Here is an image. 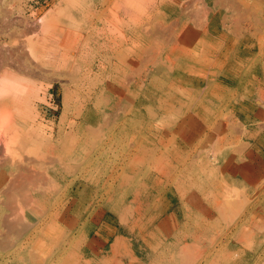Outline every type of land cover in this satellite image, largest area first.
I'll return each instance as SVG.
<instances>
[{
  "label": "rangeland",
  "instance_id": "rangeland-1",
  "mask_svg": "<svg viewBox=\"0 0 264 264\" xmlns=\"http://www.w3.org/2000/svg\"><path fill=\"white\" fill-rule=\"evenodd\" d=\"M120 1L0 0V264H264V0Z\"/></svg>",
  "mask_w": 264,
  "mask_h": 264
},
{
  "label": "bare ground",
  "instance_id": "bare-ground-1",
  "mask_svg": "<svg viewBox=\"0 0 264 264\" xmlns=\"http://www.w3.org/2000/svg\"><path fill=\"white\" fill-rule=\"evenodd\" d=\"M72 1V0H71ZM114 1V0H113ZM120 1V0H119ZM151 1L152 0H121L120 1V3L118 4V5H115V6H117V8L118 7H122V6H125V7H127V10H129V8H131L132 6L134 7V5L136 6H138L139 5V7H141V6H143V7H145V5H148V4H151ZM190 1V0H189ZM74 2V1H73ZM77 2V1H76ZM122 2V3H121ZM184 2V1H183ZM214 2V1H213ZM128 3H130L132 6H128ZM185 3V2H184ZM72 4V3H71ZM114 4V3H113ZM110 5H112V4H110ZM157 5V4H156ZM153 6V5H152ZM183 7V6H182ZM190 6L188 5V8H189ZM58 8V7H57ZM85 9V8H84ZM58 10V9H57ZM60 10V9H59ZM58 10V11H59ZM120 10V9H119ZM123 10H125V9H123ZM52 11V10H51ZM55 11H56V7H55ZM54 11V12H55ZM62 11V10H61ZM186 11V10H185ZM197 11V10H196ZM201 12V11H200ZM48 13V12H47ZM50 13V12H49ZM58 13V12H57ZM130 12H128V14H129ZM132 13V12H131ZM181 13V12H180ZM204 13H207V12H204ZM134 14V13H133ZM192 14H194V15H196L195 13H192ZM199 14H201V13H199ZM198 14V15H199ZM55 13H50L49 15H42V16H40V17H38V19H37V21L36 22H38L37 24H39V27H40V30H41V33H42V35H47V34H49L50 32H51V30H53L52 28H54V19H55ZM225 15V14H224ZM133 17V15L131 14V15H129V17ZM139 16V15H138ZM205 16V15H204ZM72 17V16H71ZM70 17V18H71ZM122 17V16H121ZM191 17V16H190ZM199 17H200V15H199ZM198 17V18H199ZM192 18V17H191ZM72 19V18H71ZM122 19V18H121ZM197 19V18H196ZM195 19V20H196ZM75 20V19H74ZM173 20V19H172ZM178 20V19H177ZM199 20H200V18H199ZM236 20V19H235ZM56 21H57V19H56ZM133 21V20H132ZM175 21V20H174ZM191 21H192V19H191ZM201 21V20H200ZM234 21V20H233ZM177 21H175L174 22V24L176 23ZM179 22V21H178ZM195 22H197V21H195ZM202 22V21H201ZM219 22V21H218ZM235 22V24H236V21H234ZM158 23V25H159V22H157ZM56 24V23H55ZM160 24H161V22H160ZM173 23H172V21H171V24H169V25H172ZM194 24V23H193ZM197 24V23H196ZM199 24V23H198ZM234 24V25H235ZM145 25H148V24H145ZM157 25V24H156ZM163 25V24H162ZM162 25H160V27L162 26ZM166 25V24H165ZM195 25V24H194ZM233 25V24H232ZM53 26V27H52ZM149 26V25H148ZM147 26V27H148ZM167 26V25H166ZM199 26V25H198ZM52 27V28H51ZM146 27V26H145ZM159 27V28H160ZM168 27H170V26H168ZM168 27H163V29L164 28H168ZM194 27H196V26H194ZM234 27V26H233ZM51 28V29H50ZM162 29V28H161ZM160 29V30H161ZM173 29V28H172ZM212 29V28H211ZM237 29V28H236ZM166 30V29H165ZM168 30H170V29H168ZM167 30V31H168ZM48 31H50V32H48ZM163 31V30H162ZM171 31V30H170ZM193 31V30H192ZM195 31V30H194ZM236 31V30H235ZM145 32V31H144ZM149 32V31H148ZM159 32H161V31H159ZM188 32V31H187ZM161 33H163V32H161ZM168 35H169V33L168 32H166ZM165 33V31H164V34H166ZM155 34V33H154ZM166 34V35H167ZM172 34V33H171ZM170 34V35H171ZM179 34V33H178ZM187 34V33H186ZM196 34V33H195ZM116 35V34H115ZM173 35V34H172ZM192 35V34H191ZM125 36V35H124ZM44 37H47V36H44ZM44 37H43V39H44ZM79 37V36H78ZM164 37V36H163ZM188 37V36H187ZM125 38V37H124ZM184 38V37H183ZM46 39V38H45ZM176 39V38H175ZM179 39V38H178ZM37 40H39L40 42L42 41V39L40 40V39H37ZM37 40H35L37 43H36V46H40L41 44H39L40 42L39 41H37ZM166 40H169V36H168V39H166ZM177 41V40H176ZM185 41V40H184ZM31 43L30 44H32V43H34V41L32 42V41H30ZM167 43H168V41H166ZM182 42V41H181ZM186 42V41H185ZM184 42V43H185ZM231 42V41H230ZM177 43V42H176ZM183 43V42H182ZM29 44V45H30ZM35 44V43H34ZM165 44V43H164ZM174 45V44H173ZM150 47V46H149ZM202 47H203V45H202ZM201 48V47H200ZM38 49V48H37ZM234 49V48H233ZM30 50V49H29ZM184 51H185V48H184ZM232 52V51H231ZM156 53V52H155ZM200 53V52H199ZM36 54H38V53H36ZM37 56V55H36ZM155 56V55H154ZM38 57V56H37ZM152 57V56H151ZM150 57V58H151ZM144 58V57H143ZM152 58H154V57H152ZM156 59V58H155ZM154 59V60H155ZM158 59H159V57H158ZM175 59V58H174ZM222 59V58H221ZM221 59H219V61H222ZM146 60V59H145ZM153 60V59H152ZM169 60V59H168ZM162 62V61H161ZM151 67V66H150ZM188 75L187 76H184V77H182V79H184V81H186V82H184L183 84H185V85H188L189 83H197L198 81H200V79H201V77L204 75V73L206 72V70L205 69H203V68H197V67H191L190 69H188ZM190 72V73H189ZM186 77V78H185ZM4 78V77H3ZM1 79V81H0V127H1V130H5L8 126H9V124H10V122L12 123V116H11V109H10V104L12 103L11 101H10V98L12 97V92H13V90L15 91V92H17V93H19L18 91H20V88L17 90V88L18 87H21V86H19L14 80H10L9 78H8V80L5 78V79ZM174 78V77H173ZM187 82H189L188 84H187ZM186 87V86H185ZM16 88V89H15ZM21 88H23V86L21 87ZM28 90H29V88H28ZM28 90H27V92H28ZM23 91V90H22ZM14 92V93H15ZM26 91H25V93H27ZM175 94V93H174ZM16 96V95H15ZM173 97H174V100L175 101H177V103H179L180 102V99L179 98H177L176 96H174L173 95ZM14 98H16V97H14ZM262 102V101H261ZM194 110H199V112H200V114H198V120H196V122L198 123V124H200V125H203L202 124V121L204 120V116L201 114V113H203V111L202 110H200V109H194ZM8 129V128H7ZM187 136V135H186ZM185 141V140H184ZM8 144H10V143H7V145ZM11 145H9L8 147H10ZM11 148V147H10ZM215 157H216V155H212V161L215 159ZM217 161V160H216ZM227 164V163H226ZM252 166L251 165H244V166H240V167H237V168H239L240 169V171H242V172H247L250 168H251ZM261 168H262V166H260ZM224 172V171H223ZM255 172H256V170H255ZM137 197H139V196H137ZM135 202V201H134ZM218 204H219V202H217ZM258 209V208H257ZM255 215V214H254ZM262 215V214H261ZM252 221V220H251Z\"/></svg>",
  "mask_w": 264,
  "mask_h": 264
}]
</instances>
